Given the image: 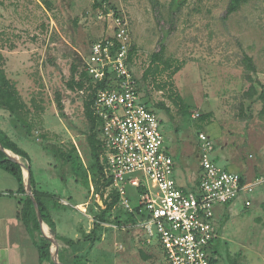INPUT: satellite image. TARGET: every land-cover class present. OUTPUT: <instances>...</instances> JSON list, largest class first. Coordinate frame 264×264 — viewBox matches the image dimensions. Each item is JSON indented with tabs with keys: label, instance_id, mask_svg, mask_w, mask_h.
Segmentation results:
<instances>
[{
	"label": "rangeland",
	"instance_id": "rangeland-1",
	"mask_svg": "<svg viewBox=\"0 0 264 264\" xmlns=\"http://www.w3.org/2000/svg\"><path fill=\"white\" fill-rule=\"evenodd\" d=\"M229 1L108 0L103 9H95L94 0H0V54L8 78L30 108L34 132L27 137L21 122H14L18 131L11 130L14 124L2 111L0 129L28 152L44 191L66 193L70 206L64 208L74 215L76 232L64 217L58 222L61 234L81 238L98 212L100 197L86 192L94 186L83 183L74 167L79 160L90 167L86 94L70 90L68 83L72 67L79 74L92 45L113 33V15L129 21L138 91L158 116L164 146L177 168H199V135L204 133L214 143L220 166L252 180L249 169L264 154V147L257 146L264 142V99L259 98L264 93V0H250L226 18ZM162 44L163 61L155 62ZM246 56L254 60L255 73L246 67ZM58 94L64 116L57 108ZM195 113L201 116L194 119ZM74 146L71 163L55 156L53 147L69 151ZM124 189L130 205L137 207L138 189L129 184ZM71 191H80V199ZM246 200L252 205L247 207ZM82 201L88 205L76 210ZM217 207L218 237L211 257L217 264H264V186ZM115 214L124 217L126 212L118 206ZM104 253L106 264H169L160 248L152 256L145 254L135 231H109L95 245L89 263L100 264Z\"/></svg>",
	"mask_w": 264,
	"mask_h": 264
},
{
	"label": "built area",
	"instance_id": "built-area-1",
	"mask_svg": "<svg viewBox=\"0 0 264 264\" xmlns=\"http://www.w3.org/2000/svg\"><path fill=\"white\" fill-rule=\"evenodd\" d=\"M111 19L113 33L92 45L84 64L95 84L106 82V87L97 90L93 113L101 123V163L112 184L103 198L99 194L96 197L104 208V200L117 191L119 206L134 219L122 226L104 225L135 231L140 248H160L169 264H215L210 255L218 237L215 207L253 194L264 186V173L243 183L240 174L215 162L213 141L200 133L201 181L191 191L178 185L175 161L164 146L161 122L138 91L135 56L130 58L129 21L122 15ZM200 116L192 115L194 119ZM127 184L138 189L137 207L125 197ZM246 206H251L250 200Z\"/></svg>",
	"mask_w": 264,
	"mask_h": 264
},
{
	"label": "trees",
	"instance_id": "trees-1",
	"mask_svg": "<svg viewBox=\"0 0 264 264\" xmlns=\"http://www.w3.org/2000/svg\"><path fill=\"white\" fill-rule=\"evenodd\" d=\"M107 2L108 0H94V8L103 9L104 4ZM249 2L250 0H230L225 17L228 18L232 14L238 12ZM105 12L108 13V10L105 9ZM165 50L166 46L162 44L160 51L154 55L153 60L155 62L163 61L162 55L164 54ZM135 53L136 46L132 45V50L130 53L131 59L135 56ZM244 62L246 67L251 72H256L255 63L251 57L246 56L244 58ZM77 74L78 67L74 65L72 67V77L68 83V86L72 91L78 90L86 94L84 110L85 116L90 124L89 134L87 136V145L90 150L89 155L91 159L90 167L88 169L84 167V165L81 163V160H79L80 164L78 163L74 166L75 172L76 176L80 178L83 183H92L96 195L99 194L103 198L104 190L111 186L112 181L106 178L104 167L101 163V123L94 116L93 105L97 90L106 87V82H98L95 84L91 77L87 74L84 66L79 72L78 76ZM251 89L252 93L256 92L254 87H251ZM259 98L264 99V93L260 94ZM56 100L57 108L64 116L63 112L65 107L61 94L57 95ZM0 109L9 112L13 122L22 123L21 127L25 129V134L27 137L33 136L34 126L30 121V108L21 98L15 84H13L8 78L5 69V59L2 54H0ZM0 144L4 146L11 156L20 160L30 170L32 191L39 204L44 224H46L48 227V234L50 237L52 236L54 239H56L59 245L58 261L60 263L90 264L89 257L95 248V245L102 241V238L105 234L114 230L113 228L106 227L104 224H117L122 226L133 221L134 216L132 215L126 214L124 217H122L118 214H115V210L120 203V195L117 191L113 190L110 195V199L104 200L105 207L102 208L98 205V212L94 214L93 227L90 231L83 230L81 238L79 239H71L58 235L56 232V223L52 218L49 205L47 203V199L52 197H50V195L47 193H42L37 190L32 172V161L30 155L1 129ZM53 150L55 155L64 160L66 163H71L72 155L77 153L75 146L69 151L60 147H53ZM0 168L15 177L20 183V192L24 195V198L20 201V210L18 216L27 226L30 234L34 237V242L39 251L41 263L56 264L53 259L55 247L52 241L43 234L34 203L30 196L26 195L28 179L25 178L21 165L8 159L7 155L0 149ZM241 178L242 182L244 183L246 179L243 176H241ZM102 186L104 190H102ZM212 261L217 264V260L215 258H212Z\"/></svg>",
	"mask_w": 264,
	"mask_h": 264
},
{
	"label": "crops",
	"instance_id": "crops-1",
	"mask_svg": "<svg viewBox=\"0 0 264 264\" xmlns=\"http://www.w3.org/2000/svg\"><path fill=\"white\" fill-rule=\"evenodd\" d=\"M0 111L4 112L3 114L5 118L6 116L7 117L10 116L9 122L11 125L14 124L13 119L9 112L5 110H1V109ZM16 126L17 125L14 124L13 128L11 127V130L18 131ZM4 132L14 142H16L14 140L15 139L14 135L9 134L7 129H4ZM18 138H21V137L19 136ZM16 143L22 148V146L18 142ZM257 146L264 147V142H260ZM171 156L174 158V161H175V173H176V180L178 182V185L187 191L194 190L201 181V175H202L201 164L196 171H191V168L189 165H187V168L178 169L176 158L173 155ZM197 159L200 162V152H197ZM213 159L215 160V162L218 161V158L214 155H213ZM251 168L249 170H251L250 174H251L252 180L255 177L264 173V154L262 155L261 160L255 162L254 165L251 166ZM24 176L25 178H27L25 173H24ZM52 177L57 178L56 176H52ZM178 177L182 184H179ZM34 180H35L36 188L37 190H39V192L47 193L50 195V197H52V198L47 199V203L49 205L52 218L56 223L57 234L64 236L58 230V222L59 220H61V218L64 219V217L67 219L70 218L69 222L75 231V227H76V222L74 221L75 217L71 213L70 210H67L66 208H64L66 206H70L69 199L63 196V194H66V193H64V191H44V188H43L44 184H43L42 179H38L34 176ZM89 185H90V188L92 189L93 184L91 183ZM71 192L73 193L74 197L76 198L81 197V196L78 197L77 195L80 191H71ZM86 192L88 193L91 192V195L94 193V191H86ZM26 195H28L27 186H26ZM71 197L73 198V196ZM23 198H24V195L20 192L19 181L15 177H13L11 174H9L8 172L0 168V264H42L40 260L39 251L34 242V237L30 234L27 226L18 216L19 210H20V201ZM85 205H88V203H84V201H82L81 203L76 204L74 208L77 210V207L83 208V206ZM251 205H252V202H251ZM217 208L218 207L216 206L215 214H216ZM44 227L45 228H42L43 234H47L48 236H50L48 234L47 225L44 224ZM77 238L78 237L76 235L75 238L73 239H77ZM103 240H105V235L102 238V241ZM144 251L146 252L145 254H149L151 256L155 254L154 253L155 249H146V250L144 249ZM101 257L102 258L100 259L101 260L100 264L101 263L106 264L104 262L107 259V256H105V253Z\"/></svg>",
	"mask_w": 264,
	"mask_h": 264
},
{
	"label": "water",
	"instance_id": "water-1",
	"mask_svg": "<svg viewBox=\"0 0 264 264\" xmlns=\"http://www.w3.org/2000/svg\"><path fill=\"white\" fill-rule=\"evenodd\" d=\"M0 149L1 151H3L8 159H10L11 161L15 162V163H18L21 165L22 169L24 170V173L26 174V177L28 178V183H27V192H28V195L30 196V198L32 199L33 203H34V206L36 208V211H37V214H38V219H39V222H40V225L42 228H44V221H43V218H42V214H41V211H40V207H39V204L33 194V191H32V185H31V172L30 170L23 164L21 163L17 158H14L13 156H11L9 154V152L4 148V146L2 144H0ZM48 239H50L55 247V252H54V255H53V259L55 261L56 264H62L58 261V254H59V245H58V242L56 239L48 236L47 234H44Z\"/></svg>",
	"mask_w": 264,
	"mask_h": 264
}]
</instances>
